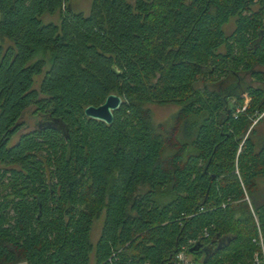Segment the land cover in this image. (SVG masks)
<instances>
[{
	"label": "trees",
	"instance_id": "1",
	"mask_svg": "<svg viewBox=\"0 0 264 264\" xmlns=\"http://www.w3.org/2000/svg\"><path fill=\"white\" fill-rule=\"evenodd\" d=\"M72 2L0 0V264H174L182 246L195 263L250 264L264 0H92L87 16ZM110 94V125L85 117ZM152 104L177 107L168 129ZM28 110L41 122L23 132Z\"/></svg>",
	"mask_w": 264,
	"mask_h": 264
},
{
	"label": "rangeland",
	"instance_id": "2",
	"mask_svg": "<svg viewBox=\"0 0 264 264\" xmlns=\"http://www.w3.org/2000/svg\"><path fill=\"white\" fill-rule=\"evenodd\" d=\"M72 7L74 10H76L77 12H81L83 15L87 16L90 12V8H91V3L92 0H72ZM1 18V15H0ZM41 21L44 24L47 23H54L56 25L59 24V16L58 15H43L41 16ZM234 29V20H231L225 27H224V32L226 35L230 34ZM11 43L3 37H0V46L5 49L8 46H10ZM241 78V82L244 84H248L251 86H257L258 84L254 83L252 78L250 77L249 74L246 75H240ZM39 82V78L36 80V83ZM212 88V87H211ZM215 88V87H213ZM248 103V101L246 100V104ZM148 108L151 111V120L152 123L157 126V125H162L164 127V129H168L171 124H172V120L173 117L177 111V107L175 106H159V105H149ZM263 116V114L256 119L253 122L254 126L257 121ZM23 124H25V128L23 129V132H27L30 130H33L37 127L38 123H40L41 121L39 120V118H35L33 116V114L31 113V110H28L27 112L24 113L23 118H22ZM255 131H256V135L258 137H262L264 135V117L262 118V121L257 124L255 126ZM261 186L264 185V182L260 184ZM102 223H103V214L96 220H94L93 225H92V229L90 232V241L92 244H95L96 240L98 239L100 232H101V228H102ZM188 258L190 260H194V257L188 256ZM197 263L199 262V260H196ZM23 264V263H21Z\"/></svg>",
	"mask_w": 264,
	"mask_h": 264
},
{
	"label": "water",
	"instance_id": "3",
	"mask_svg": "<svg viewBox=\"0 0 264 264\" xmlns=\"http://www.w3.org/2000/svg\"><path fill=\"white\" fill-rule=\"evenodd\" d=\"M116 73V70H113ZM122 105V99L115 95H108L103 103L97 107L88 106L84 109L83 113L86 118L103 122L106 125H110L113 121V113L117 111ZM197 247L194 246L191 252H195Z\"/></svg>",
	"mask_w": 264,
	"mask_h": 264
},
{
	"label": "built area",
	"instance_id": "4",
	"mask_svg": "<svg viewBox=\"0 0 264 264\" xmlns=\"http://www.w3.org/2000/svg\"><path fill=\"white\" fill-rule=\"evenodd\" d=\"M242 110H244V108ZM245 200L249 203V200H248L247 196H245ZM254 220H255L256 225H257V238L254 239L253 242L256 244L257 250H256V252L254 253V255L252 257V260H251L250 264H264V243H263L261 231H260V228L258 226L257 219H256L255 215H254ZM208 234H209L208 231L205 229L203 231V236L207 237ZM193 243H194V241H189L188 242L189 245L193 244ZM187 250H188L187 246H182L180 248V250L176 253V255L174 257V264H199V263H195L194 260H190L188 258V256H191V255L188 254ZM113 256L114 255H112V257Z\"/></svg>",
	"mask_w": 264,
	"mask_h": 264
}]
</instances>
